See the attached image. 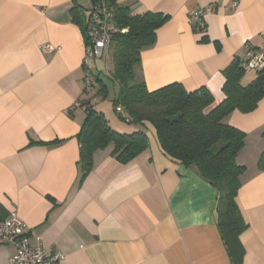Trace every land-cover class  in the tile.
<instances>
[{
    "label": "crops",
    "instance_id": "0c3cea01",
    "mask_svg": "<svg viewBox=\"0 0 264 264\" xmlns=\"http://www.w3.org/2000/svg\"><path fill=\"white\" fill-rule=\"evenodd\" d=\"M116 2L131 15H167L135 68L149 91L174 82L188 91L205 86L217 104L222 70L264 36V0ZM74 5L91 7L82 0H0V222L15 212L31 243L40 236L47 250L64 253L59 264H233L217 227V189L194 166L169 157L152 126L144 128L147 148L126 163L110 154L112 145L95 151L80 182L76 135L86 111L78 101L89 100L114 130L143 127L119 117L117 85L108 77H101L105 98L95 79L85 89V34L71 19ZM206 7L215 12L194 31L191 14ZM103 56L91 75L111 69L108 49ZM223 121L245 133L235 198L246 223L238 237L242 264H264V171L257 167L264 96L254 110H234ZM14 251L0 244V264Z\"/></svg>",
    "mask_w": 264,
    "mask_h": 264
},
{
    "label": "trees",
    "instance_id": "16d2710c",
    "mask_svg": "<svg viewBox=\"0 0 264 264\" xmlns=\"http://www.w3.org/2000/svg\"><path fill=\"white\" fill-rule=\"evenodd\" d=\"M105 2L113 9L118 28L125 31L112 33L108 47L111 69L103 75L92 74L89 86L95 79L99 85L96 94L105 98L108 89L101 77H108L117 85L113 105L115 110L120 107V111H116L119 117L125 123L138 124L143 128L131 132L114 130L104 115L92 108L89 100L78 101L86 111L76 135L80 182L93 167L95 151L112 145L110 154L120 163H126L147 148L144 128L146 124L152 126L161 148L169 157L185 166H194L199 175L217 189V227L232 263L242 264L243 248L238 237L246 223L235 198L241 186L240 176L245 170L236 161L244 145L245 133L223 120L234 110L247 113L256 108L264 96V69L254 71V77L243 85L241 79L248 70L242 66L241 59L232 60L222 70L224 97L217 104L205 86L188 91L181 83L174 82L149 91L144 81L137 80L135 68L140 63L141 50L153 44L156 30L167 20V15L151 11L131 15L128 7L119 5L116 0ZM70 11L71 19L85 34V11L78 5ZM257 167L264 171V150Z\"/></svg>",
    "mask_w": 264,
    "mask_h": 264
},
{
    "label": "built area",
    "instance_id": "2783aa9c",
    "mask_svg": "<svg viewBox=\"0 0 264 264\" xmlns=\"http://www.w3.org/2000/svg\"><path fill=\"white\" fill-rule=\"evenodd\" d=\"M215 12L214 7H206L195 10L191 14L190 24L193 28L204 29V18L207 14ZM85 54L83 65L86 67L84 73L85 85L88 87L91 81V66L96 59L101 58L108 49L111 35L115 31L124 32L119 29L114 21L113 9L107 5L105 0H92V5L85 11ZM200 30V31H202ZM45 50L54 51L57 47L50 44L44 45ZM245 70L256 71L264 69V36L261 42L253 47L246 44L241 59ZM120 111V107H116ZM36 243H31L24 223L15 212H10L0 222V244H11L14 253L9 258L8 264H59L65 257L61 251L47 250L42 244V238L36 237Z\"/></svg>",
    "mask_w": 264,
    "mask_h": 264
},
{
    "label": "rangeland",
    "instance_id": "374dc122",
    "mask_svg": "<svg viewBox=\"0 0 264 264\" xmlns=\"http://www.w3.org/2000/svg\"><path fill=\"white\" fill-rule=\"evenodd\" d=\"M82 2H83V4H84V6L85 7H88V6H90L91 5V0H82ZM104 56H102V58H103ZM101 60V59H100ZM254 77V71H247L246 73H245V75L243 76V78L241 79V83L243 84V85H245L247 82H249L250 81V79H252ZM113 113H115L114 112V110H113ZM116 114V113H115Z\"/></svg>",
    "mask_w": 264,
    "mask_h": 264
}]
</instances>
